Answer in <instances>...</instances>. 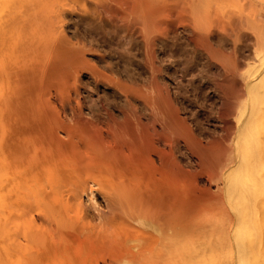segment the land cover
<instances>
[{
    "label": "bare ground",
    "instance_id": "obj_1",
    "mask_svg": "<svg viewBox=\"0 0 264 264\" xmlns=\"http://www.w3.org/2000/svg\"><path fill=\"white\" fill-rule=\"evenodd\" d=\"M118 1L0 0V264H264V0ZM205 129L222 203L182 224Z\"/></svg>",
    "mask_w": 264,
    "mask_h": 264
},
{
    "label": "rangeland",
    "instance_id": "obj_2",
    "mask_svg": "<svg viewBox=\"0 0 264 264\" xmlns=\"http://www.w3.org/2000/svg\"><path fill=\"white\" fill-rule=\"evenodd\" d=\"M120 1V0H119ZM118 1V2H119ZM131 1V0H130ZM130 1L129 0H121L119 3L118 2H112L111 4V7L112 8H114V9H117V7L119 8V7H123V6H125L126 7V4L128 5V6H132L133 4L132 3H130ZM111 2V1H110ZM117 5H119V6H117ZM120 9V8H119ZM164 9V7H162V8H160V10H163ZM168 25V23L167 22H164V26H167ZM115 47V46H114ZM113 46H112V49L114 48ZM183 48V47H182ZM181 47H179V48H172L171 50H173L174 51V49H177V51L175 50V53L177 52H179L178 53V55H180V57H182V59H186L187 60V58H185L186 57V55L185 54H188L189 52H188V50L187 49H185V47L183 48V51L181 50L182 49ZM180 49V50H179ZM170 52V53H169ZM104 53V52H103ZM102 53V54H103ZM167 53H169V56H168V58L169 57H171V58H169V59H167L168 60V63L170 64H172V66L174 67V69H182L183 67L182 66H179L177 63H175L178 59L176 58V57H174V55L173 54H175L174 52L173 53H171V51H170V49H168L167 50ZM182 54V55H181ZM184 55V56H183ZM104 56H105V54H104ZM137 56H138V53H137ZM176 58V59H175ZM138 59V61H139V58H137ZM189 60V59H188ZM175 61V62H174ZM183 61H185V60H183ZM140 62V61H139ZM132 63H134V62H132ZM143 63V62H142ZM141 64V63H140ZM190 64L191 65H193L194 66V68H195V72H196V74H199L200 73V71L201 70H199L200 68L198 67H196V61L195 60H191V62H190ZM165 65H168L167 63H165ZM220 65H222L223 67H224V69H227V71H229V66H228V64H226V63H224V64H222V63H220ZM131 67V66H130ZM179 67V68H178ZM127 68H129V67H127ZM131 68H133V67H131ZM131 68H129V70L130 71H133L134 69H135V67L133 68V70L131 69ZM197 69H198V73H197ZM162 71H163V69H162ZM228 74H230V73H228ZM228 74H227V76H228ZM163 75H165V73H164V71H163ZM229 76H232L231 74L229 75ZM233 77V76H232ZM210 78H212V77H210ZM228 78V80H230L231 79V77L229 78V77H227ZM198 83V82H197ZM196 83V84H197ZM201 84L200 83H198V85H195V87H193V88H190V89H186V91H185V96L184 97H186L185 98V102H187L186 103V105H191V107L193 108V107H195V108H197L198 107V109L201 111L200 112V114L199 115H201V121H195L192 125H193V127L195 128V129H200V128H202L203 129V126L201 125V123H205L206 121H208V122H211V121H213V120H215L216 119V121L218 120V119H220V121L222 120L221 118H220V116L218 117V115H220L219 114V112H218V109H222V108H216L215 109V107H213L212 105V103H213V101L212 100H210L209 98H207L206 99V97H205V93L203 92H201V90H199V86H200ZM197 86V87H196ZM192 90V91H191ZM198 91V92H197ZM55 92H53L52 93V95L54 94ZM202 94H203V96H202ZM222 93H220V95H221ZM55 95H56V97H58V95L55 93ZM55 95H53V97H55ZM196 96H197V99H196ZM163 99V98H162ZM160 100H161V98H160ZM207 100V101H206ZM206 101V102H205ZM198 104V106H196ZM177 106V108H179L180 106L179 105H176ZM202 106V107H201ZM214 108V109H213ZM180 110V109H179ZM203 111V112H202ZM205 111V112H204ZM206 111H208V112H206ZM209 111H211V112H209ZM180 113H183L182 111L180 112ZM207 113V114H206ZM216 113V114H215ZM218 113V114H217ZM206 114V115H205ZM202 115H204V116H202ZM217 116V117H216ZM209 118V119H208ZM218 118V119H217ZM203 119V120H202ZM206 121H205V120ZM190 121V120H189ZM202 121H204V122H202ZM219 121V122H220ZM224 121V120H223ZM222 122V121H221ZM225 122V121H224ZM222 127H224V125L223 124H220ZM206 130V132L207 133H209L210 135L212 134L211 133V129H205ZM218 136H220V135H215V134H212L211 135V137H210V139H208V140H204L203 138V141H201V138L199 139L200 140V142L201 143H198L197 141H195V142H197V143H189L187 140H182V143H183V141L188 145V146H190V149H191V151H192V153L194 154L195 153V157H196V167H195V170L194 171H188V170H186V168H184L183 166H180V165H183L182 163L181 164H179V163H177L178 165V169H177V173H179V174H177V180H176V186H177V188H178V190H180V194H178L179 195V205L181 206H179L178 208V210H180V212H181V215L179 214V216H180V218H179V221H180V223L182 222V224H191V223H193L192 222V218L188 215V213L191 211V208L193 209V210H199V208L201 207V208H205V207H209V202L211 201V200H213V201H211V202H213L215 205H217V206H220V203H222V198H220V196H221V194H220V192L218 193V191L216 190V189H214L216 186H214V185H216V184H219L218 182H220V178H221V174H222V172H223V164L225 163V161H224V163L222 162V161H220L221 159H224V160H226L225 158L229 155V151H230V148L231 147H229L230 145L228 144V145H224L223 144V142H222V139L221 138H219ZM215 137H217V138H215ZM213 139H214V141H213ZM219 142V144H218V142ZM213 142V143H212ZM214 143H215V145H214ZM222 143V144H221ZM196 144H198V145H200V146H195ZM195 147V149H194V147ZM202 145V146H201ZM149 146V145H148ZM219 146H221V147H219ZM225 146V147H224ZM149 147H151L150 149H149ZM149 147H147V146H145V148H144V150L146 151V154L147 155H150V154H152V146L150 145ZM198 147H200V148H198ZM203 147V148H202ZM219 147V148H218ZM226 147H228L229 148V150L226 148ZM147 148L149 149V150H151V151H147ZM221 148V149H220ZM199 149V150H198ZM220 150V151H218V152H216V150ZM223 149H225V150H223ZM200 150H202V151H200ZM210 152V155H209V152ZM228 151V152H227ZM205 152H206V154H205ZM208 152V153H207ZM223 152V153H222ZM148 153H150V154H148ZM228 153V154H227ZM202 154V155H201ZM226 154H227V156H226ZM218 155H220L221 157H219L218 158ZM201 156V157H200ZM204 156H208V157H204ZM224 156H226L225 158H224ZM205 158V159H204ZM217 158V159H216ZM202 159V160H201ZM219 159V160H218ZM204 160V161H203ZM212 160V161H211ZM217 161L218 160V162H215V161ZM212 162V163H211ZM221 164H220V163ZM204 163V164H203ZM217 165V169L215 168V164ZM203 164V165H202ZM206 164V165H205ZM209 164V165H208ZM211 165H213V166H211ZM176 166V165H175ZM181 167H183V168H181ZM205 167H207V168H205ZM214 168V170L216 169V171H214L213 170V168ZM197 168V169H196ZM211 168V169H210ZM222 171H221V170ZM186 170V171H185ZM205 170H208V171H205ZM183 171V172H182ZM212 171H213V174H212ZM187 172V173H186ZM189 172V173H188ZM205 172V173H204ZM183 173V174H182ZM198 173V174H197ZM219 173H221V174H219ZM181 174V175H180ZM187 176H188V178H187ZM211 176H213V178L211 177ZM217 178V179H216ZM185 179H186V181H185ZM188 179V180H187ZM201 180H203V181H201ZM214 180V181H213ZM218 180V181H217ZM190 181V182H189ZM200 181V182H199ZM205 181V182H204ZM215 181H217V183L215 182ZM186 182V183H185ZM195 182V183H194ZM202 182V183H201ZM190 183V184H189ZM212 183V184H211ZM183 185V186H182ZM185 185V186H184ZM192 185V186H191ZM209 185H211V187L209 186ZM180 186H182V187H185V189H183L182 187L180 188ZM204 186V187H203ZM207 187V188H206ZM180 188V189H179ZM187 188V189H186ZM198 188V189H197ZM202 188V189H201ZM183 189V190H182ZM177 190V191H178ZM190 192V191H192V192H188V191ZM203 190V191H202ZM210 190V191H209ZM216 190V191H215ZM209 191V193H207ZM182 192H184V194L182 193ZM188 192V193H187ZM210 192H212V193H210ZM187 194V195H186ZM204 194V195H203ZM213 194V195H212ZM214 194H219V195H216V196H218L217 198H216V196H214ZM211 195V196H210ZM207 196H210V197H207ZM214 196V197H213ZM181 197V198H180ZM222 197V196H221ZM207 198V199H206ZM220 200H219V199ZM211 199V200H210ZM184 200V201H183ZM209 201V202H208ZM98 202H100V200L98 199ZM185 202V204H183ZM204 202V203H203ZM218 203V204H216V203ZM220 202V203H219ZM212 203V204H213ZM182 204H183V206H182ZM204 204H205V206H204ZM213 204V206L212 207H215V205ZM198 205H200V206H198ZM189 206V207H188ZM183 207H186V210L185 209H183ZM194 207V208H193ZM200 208V209H201ZM189 210V211H188ZM185 211V212H184ZM183 212H184V215H182L183 214ZM186 213H187V217H188V220H185L184 218V216H186ZM182 218H183V220H182ZM184 221H185V223H184Z\"/></svg>",
    "mask_w": 264,
    "mask_h": 264
}]
</instances>
